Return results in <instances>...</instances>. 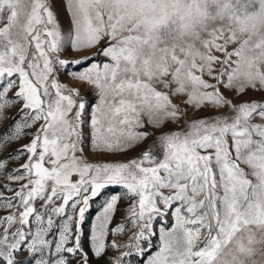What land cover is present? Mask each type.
<instances>
[{"label": "snow or ice", "instance_id": "obj_1", "mask_svg": "<svg viewBox=\"0 0 264 264\" xmlns=\"http://www.w3.org/2000/svg\"><path fill=\"white\" fill-rule=\"evenodd\" d=\"M65 7L67 34L52 0H0V121L17 101L16 115L24 113L0 132V150L39 124L28 144L0 156V172L27 156L0 182V264H18V251L43 253L53 243L65 255L36 264H90L109 248L146 256L143 264H264V101L234 102L264 91V0H66ZM105 40L102 67L70 74L99 95L93 146L124 152L154 139L127 162L93 165L75 155L85 103L77 104L78 88L65 91L53 64H80L88 57L59 58L65 46L79 53ZM144 115L151 133L137 130L145 128ZM169 121L177 128L157 135ZM105 184L122 185L138 200L127 222L111 228L120 199L112 196L91 225L86 250L89 185L95 197ZM169 211L175 222L161 226L149 255L152 220ZM53 216L66 217L56 241L47 238ZM128 223L127 243L106 241Z\"/></svg>", "mask_w": 264, "mask_h": 264}, {"label": "rangeland", "instance_id": "obj_2", "mask_svg": "<svg viewBox=\"0 0 264 264\" xmlns=\"http://www.w3.org/2000/svg\"><path fill=\"white\" fill-rule=\"evenodd\" d=\"M65 2L66 0H52L54 9L57 13L58 22L62 28L63 33L67 34L68 30L71 27V20L66 10ZM106 45H107V41L105 40L102 41L101 44L98 45L97 47L79 53L74 52L71 50L70 47L65 46L64 50L59 54L60 59L67 61H74L80 59L82 56H87L88 59L80 64L68 63L63 66L56 63L53 64V76L58 80L60 84L66 86L65 91L67 92V89L73 87L78 88L79 96L75 97L77 104L81 100L84 101L85 103L86 107L80 117V125L78 128L80 136L78 138L75 136L73 137L74 140L78 139L77 150L75 152V155L81 158L82 163H88L93 165L104 164V163L127 162L132 158L138 157L140 153H142V151L149 144H151L152 140L154 139L153 136H149L146 140H144L135 148L124 152L107 151L104 150L103 147L96 148L93 146V128L91 125V119L93 114V107L97 104L99 100V95L94 87L84 82L73 79V76L70 74L81 73L93 64H99L102 67L103 63L108 61V58L103 56L102 54H99L98 48H103ZM9 95L11 96L12 93H9ZM226 95L231 97V93H226ZM248 100L264 101V91L257 92V91L249 90L246 95L239 96L237 99L234 100V102L239 103L241 101H248ZM21 106H22L21 102L17 101L11 108L5 110L4 115L6 118L3 121H0V132L5 131L9 124L15 123L14 121L11 120L13 116H15L16 120H22V117L24 116L23 112H21L19 115H16ZM206 114L207 113H195L196 116L206 115ZM191 116L192 113L190 112V117ZM142 119L145 122V128L137 129V130L139 131L146 130L150 133L153 132L154 131L153 126L147 123L148 117L144 115L142 116ZM38 127L39 124L35 125L31 129H25L24 130L26 133L25 136L21 137L16 142H12L9 146H6L3 150H0V156L6 157L8 156L9 153L13 152L15 149L20 148L22 145L28 144L31 136L35 133L36 128ZM176 128L177 125L169 121L161 129L156 131V134L158 135L159 132L161 131L175 130ZM69 154L71 155V153ZM26 159L27 156L25 155L18 160L9 161L6 169L0 172V182L3 181V177H5L9 171H11L13 168L18 167V165L23 164ZM85 178L87 179L88 177ZM71 179L73 182H76L80 179V176L78 174H74L71 177ZM13 187H18V185H13ZM90 187L91 186L89 185V191L87 193L90 196V199L87 205V211L85 213V221L83 222L82 233H81L82 241L85 245L86 250H88L89 248L91 225L93 221L96 219V217L103 213V209L106 206V202L109 201L112 196L114 195L120 196V199L118 200L116 209L112 214L113 219L109 222V226L111 228L117 227L121 223L127 222V218H128L127 210L134 200H138V197L135 196L129 199L126 193V189H124L122 185L119 184H105V186L99 190V192L95 197H91ZM0 191H2V189H0ZM5 195H11V193L6 192ZM71 203L72 201H70L69 205L66 206V212L68 215H72ZM36 207L39 209V204H37ZM3 215H6V212L0 210V216ZM65 219H66L65 216H61V217L53 216L54 232L53 234L47 237L49 240L56 241L59 238L58 229L59 226L63 224ZM174 222L175 221L171 214V211H169L166 214L164 219H160L159 217H156L152 220L153 230L156 232L157 235L152 238L151 242L153 247L149 250L148 252L149 255H151L153 252L157 250L156 245L158 244V236L161 226L165 225L166 227L171 228ZM34 227L35 225H33V228ZM71 227L73 228L74 231L75 225L73 224L71 225ZM132 228L133 225L131 223H128L125 232L117 233L116 235L109 234L106 237V241L110 242L112 240H117L119 243H127L128 236L131 235L130 230ZM2 231L3 229L0 228V232ZM67 246H72L71 242H69ZM127 251H128L127 248H123L119 250L115 248H109L107 249V255L103 259L93 257L90 261V264H106V261L108 259H115L117 257H119L123 261V264H143V261L147 259L146 256H139L136 255L135 253L126 257L120 256L121 252H127ZM59 255H65V253L61 252L60 254H56L55 244L53 243L50 244L48 248L44 250L43 253H35V252L29 253L27 248L25 247L22 251H18L16 253V260L18 264H36V260L41 259V256H43L44 259H47L49 261H55L56 259H58ZM67 255L71 257V254H67ZM89 255L91 256V252H89Z\"/></svg>", "mask_w": 264, "mask_h": 264}]
</instances>
